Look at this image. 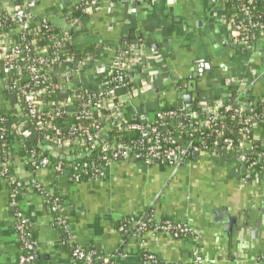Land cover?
I'll return each mask as SVG.
<instances>
[{"label": "crops", "instance_id": "obj_1", "mask_svg": "<svg viewBox=\"0 0 264 264\" xmlns=\"http://www.w3.org/2000/svg\"><path fill=\"white\" fill-rule=\"evenodd\" d=\"M78 1L42 0L35 13L48 17L52 28L62 32L68 29L65 13ZM94 1L100 10L82 21L71 50L90 60L78 77L65 82L94 86L123 42L140 35L145 43L127 75L149 88L133 98L122 93L126 114L154 112L164 102L177 104L189 87L198 106L207 107L227 96L230 82L247 90L251 107L264 99V38L260 35L251 48L233 44L222 8L208 0ZM23 3L0 0V7L13 11ZM76 45H93V50L82 56ZM5 78L0 62V110L7 111L18 127L31 130L16 97L5 89ZM253 134L264 141V126ZM33 139L32 133L27 140ZM53 150H48L53 158L82 156L80 149L62 155ZM24 153L21 143L14 146L11 172L22 183L17 202L31 224L29 238L37 244L32 264H72L46 201L32 190L34 182L61 196L62 216L76 243L99 256H115L111 264H144L139 249L155 256L159 264H264V175L242 182L232 155L199 152L179 167L123 160L110 165L103 178L73 182L68 172L59 174L52 167L31 173ZM9 191L0 178V264H15L20 248L8 207ZM149 207L154 217L182 225L187 239L163 233L139 239L134 230L118 231L117 222L139 218Z\"/></svg>", "mask_w": 264, "mask_h": 264}, {"label": "built area", "instance_id": "obj_2", "mask_svg": "<svg viewBox=\"0 0 264 264\" xmlns=\"http://www.w3.org/2000/svg\"><path fill=\"white\" fill-rule=\"evenodd\" d=\"M41 1L24 0L22 6L13 11L1 7L6 21L11 23L10 30L0 34V62L6 75L5 89L14 94L18 104L25 110L28 118L26 120L24 117L25 124L31 129L24 130V126L8 128L6 120H0V178L5 179L10 187L8 207L20 247L15 264H32L37 247L29 238L31 224L24 217L17 202L22 183L11 172L14 146L19 144L18 139L22 136L29 139L33 133L36 145L49 151L56 149L65 153L80 149L82 156H71L72 160H81L99 150V164L72 161L70 167L65 166L62 161L64 157L55 163L48 156L37 154L35 149H28L29 151L24 153L25 162L34 172L52 167L59 174L68 172L73 182L103 178L110 165L123 160H133L144 165L156 162L179 167L187 162L188 154L193 152L234 156L241 168V180L244 183L249 182L252 166H259L261 169L255 179L264 175L263 154L258 153L250 167L247 166V157L254 154L248 136H254V131L264 126V114L245 115V112H253L259 107L264 112V99L251 107L247 90L234 84L237 82H230L226 97L214 100L207 107L198 106L199 112L192 110L188 103L181 106L180 113L172 110L161 112L159 108L154 112L137 113L134 110L130 114L138 118L139 123H130L123 110L122 93L133 98L149 87L144 81L139 80V83L135 84L136 82L133 83V80L128 78L130 63L124 57L130 56L131 61L145 43L144 40H125L114 53L110 65L100 73L94 86L67 83L65 81H68L69 77H78L90 60L89 57H80L71 51L74 39L84 26L81 19L72 16V11L76 9L80 14L91 16L99 12L100 6L94 0H79L65 13L68 29L56 32L48 17H37L35 13ZM208 2L213 7L223 9L224 23L228 26L233 44L251 48L260 35L264 38V32L260 31L264 29V25L256 18V0ZM130 13L135 14V9H131ZM38 41L39 43H36ZM51 44L58 50L49 51ZM35 51L41 55L35 56ZM59 52L68 56L63 59ZM127 78L132 85H129ZM52 95L55 99L44 103L43 98ZM45 105L48 110H45ZM246 107L249 111L245 110ZM221 111L236 115L239 118L238 127L231 129L221 124V120L230 119L223 116ZM55 118L69 124L71 137L62 135L61 126L54 121ZM113 123H116L115 127ZM203 130H208L214 135L213 141L207 145L206 137L202 138L201 147L194 148L193 138L203 135ZM129 131L139 133V142L122 141L121 134ZM109 132L114 135L110 137L107 134ZM254 138L258 140L255 136ZM259 141L264 147V141ZM168 144L174 147L169 149L166 147ZM23 148L25 151V146ZM32 190L46 201L52 225L60 232V242L69 250L72 264L112 263L115 256L102 257L94 249L76 243L69 225L62 216L63 201L60 195L49 193L35 182ZM152 218L153 220H144L145 214L136 219L130 217L126 222V229L122 231L128 233L134 230L139 239L147 233H163L179 239L183 233V227L179 224ZM142 262L159 264L158 259L147 252L142 256Z\"/></svg>", "mask_w": 264, "mask_h": 264}, {"label": "trees", "instance_id": "obj_3", "mask_svg": "<svg viewBox=\"0 0 264 264\" xmlns=\"http://www.w3.org/2000/svg\"><path fill=\"white\" fill-rule=\"evenodd\" d=\"M255 8H256V18H258L257 19L258 22H260V23H262L264 25V3H263V0H256ZM0 16H1V18H0V34H2V33H5V32H8L10 30L11 23L9 21H6L4 12H2L1 7H0ZM72 16L74 18L81 19L83 22L86 21L87 17H88L86 15L80 14V11L76 10V9L72 11ZM260 31L264 32V29L260 30ZM138 38H142V37L139 35ZM36 43H39V41L36 42ZM75 49L82 56L83 55H89V53H91L92 50H93V45H78V46L76 45ZM48 50L53 52V51H56L58 49L53 44H51L49 46ZM36 51H35L34 55L35 56H40L41 54L37 53ZM59 53L61 54L60 56L63 59L68 56V55L63 54L61 52H59ZM124 58L128 59V62L131 64V61H129L130 56H125ZM128 78H127V81L129 83V85H132ZM54 99H55V97L53 95L52 96H45L43 98V101H44V103H47L48 101H50V100L53 101ZM229 100H231V98ZM188 104H189V106H191L192 110L197 111V112L200 111V108L198 107V103H197L196 100H192ZM21 109H22V112H23V116L26 118V120H28V118L26 116L27 114H26L25 110H23L22 106H21ZM45 110H48V107L46 105H45ZM62 110H63V108H62ZM159 110L161 112H167V111L172 110V111H175L177 113H180L181 107H178L176 103L168 104V103L164 102L162 104V106L159 107ZM221 112H222L223 116H227V117L230 118L229 120L228 119L227 120L226 119L221 120V124H223L227 128H231V129L238 127L239 118L236 115H234L232 112H226V113H224L223 111H221ZM254 114L258 115V116H261V115L264 114V112H263L262 108H260V107L256 108L255 110H253V112H245L246 116H250V115H254ZM127 118H128L130 123H133V124H138L139 123V119L133 117L131 114H127ZM2 119L6 120V125L8 126V128H10L11 126L18 127L17 123L13 120V118L10 116V114L7 111H5V110H0V120H2ZM60 120L58 118H55L54 121H56V122H58L60 124L62 135L64 137H71V130L68 128L69 124L68 123H64V122H62ZM87 122H89V121H87ZM0 127H1V124H0ZM203 131H204L203 135H197L196 137L193 138V147L194 148H200L201 147L200 143H201V141H203L202 138L205 139V137H206L205 140L207 141V145H210V143L213 141L214 135L211 134L208 130H203ZM107 134L110 137L112 135H114L113 132H109ZM121 139H122V141L124 143L139 142L140 135L136 131L123 132L121 134ZM248 139H249V142L253 145V150H254V154H252V155L247 157V166L250 167V164L252 162H254V159L256 158L258 153H261V154L264 155V147L262 146V143L259 140H256L254 138V136H252L251 134L248 136ZM18 140H19V143H21L23 146H25V151L24 152H26V151L28 152L30 149H35L38 152L37 154H42V155L48 156L52 162L56 163L58 160H60L58 157L57 158H53V156H51L49 154L50 152L45 147L36 145L35 141L30 143L24 136L20 137ZM166 147L170 149V148L174 147V145H172V144L169 145L168 144V145H166ZM62 154L63 153L60 152L59 155H62ZM99 156H100V151L98 150L95 153H93V154H91V155H89L86 158H83L81 160L77 159V158L75 160H72V159H70L71 156H67L62 161H64V164H65L66 167H70L71 164H72V161H78L80 163H92L93 162L95 165H97V164H99L98 163ZM187 157H188V159H191L192 158V154L189 153ZM28 168H29V171L31 173H34L33 169L29 165H28ZM260 170L261 169H260L259 166H252L250 168V176L248 178V181L249 182H253L255 180V176L259 173ZM3 180H5V179H3ZM152 217H154L153 211H152V208L149 207V208H147L145 210V219L144 220H150V219L153 220ZM129 219L130 218L127 217V218L122 219L120 222H117L116 227H117L119 232L124 233L122 230L126 229L125 228L126 227V222ZM161 220L162 221H169L171 223H174V221L170 220L167 217H164ZM188 236H189V234H187V232L185 231V229L183 227V233L180 235L179 239L180 240H184V239H187ZM62 237H64L63 233H62ZM137 253L139 254V257H140V259L142 261V256L145 254V252H143L141 249H139Z\"/></svg>", "mask_w": 264, "mask_h": 264}, {"label": "water", "instance_id": "obj_4", "mask_svg": "<svg viewBox=\"0 0 264 264\" xmlns=\"http://www.w3.org/2000/svg\"><path fill=\"white\" fill-rule=\"evenodd\" d=\"M205 67L208 69L209 66L207 65ZM191 91H193V88L192 87H189L188 88V94L184 95L182 97V99L177 103V106L178 107H181L183 104L189 103V102H191L193 100L191 94H189V92H191ZM245 110L246 111H249V108L246 107ZM115 126H116V123H113V127H115ZM192 157L193 158H196L197 157V152H193L192 153Z\"/></svg>", "mask_w": 264, "mask_h": 264}, {"label": "rangeland", "instance_id": "obj_5", "mask_svg": "<svg viewBox=\"0 0 264 264\" xmlns=\"http://www.w3.org/2000/svg\"><path fill=\"white\" fill-rule=\"evenodd\" d=\"M11 100H13V99H10V100H9V103H11Z\"/></svg>", "mask_w": 264, "mask_h": 264}]
</instances>
